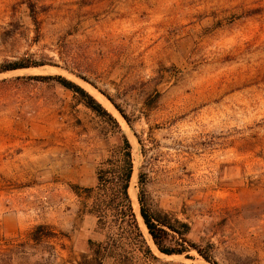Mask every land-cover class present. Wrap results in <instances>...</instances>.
<instances>
[{
  "label": "rangeland",
  "instance_id": "1",
  "mask_svg": "<svg viewBox=\"0 0 264 264\" xmlns=\"http://www.w3.org/2000/svg\"><path fill=\"white\" fill-rule=\"evenodd\" d=\"M32 1L38 33L24 0H0V64L28 58L57 66L7 72L0 81L61 76L117 125L54 82L0 84V254L27 253L12 264L90 261V242L107 239L71 188L96 187L125 136L136 216L142 173L155 208L187 224L186 238L209 260L193 249L160 254L138 219L156 259L112 236L131 264H264V0ZM154 88L161 96L146 109ZM38 225L54 238L21 246Z\"/></svg>",
  "mask_w": 264,
  "mask_h": 264
},
{
  "label": "trees",
  "instance_id": "2",
  "mask_svg": "<svg viewBox=\"0 0 264 264\" xmlns=\"http://www.w3.org/2000/svg\"><path fill=\"white\" fill-rule=\"evenodd\" d=\"M24 4L29 12V18L39 31L40 22L36 16V6L32 0H24ZM63 68L68 69L69 60L63 58ZM53 64L51 60L35 61L28 58L17 59L13 62H4L0 64V74L13 72L17 70H24L29 68H38ZM82 81L91 84L84 76H77ZM30 80V81H50L58 84L60 87L70 90L82 97L86 107L92 111L107 116L114 124L117 125L115 119L108 114L101 104H99L91 95L75 83L61 77V76H28L16 77L12 80H1L0 84H6L12 81ZM154 79L146 81L144 84L153 83ZM94 86L93 84H91ZM105 98L112 104L117 112L122 116L127 126L131 128V122L117 104L103 91L98 90ZM161 94L154 88L150 91L147 99L144 100L143 105L146 109H152L153 105L157 103ZM105 109H103V108ZM108 111V110H107ZM110 113V112H109ZM131 145L125 136H122L120 143V154L117 161L107 160L97 173V185L94 188H79L73 186L71 190L80 199L82 211H86L96 219L95 232L103 235L107 241H95L91 244V259L85 264H131L123 250L122 244L117 245L111 241L112 236L118 235L124 240L131 243L130 248L134 253H138L144 258L155 260L153 253L146 243V240L138 226L136 213L132 207V200L129 195V188L133 178V162L131 154ZM137 201L139 205L138 215L142 226H144V233L150 236L157 251L165 256L182 255L188 249L195 250L204 260L209 261L207 256L202 253L200 249L194 246L187 238L189 233V226L180 223L177 220L171 219L168 215L157 210L153 201L147 191V176L146 174H139L137 179ZM148 233V234H147ZM54 233L50 231L48 226H35L27 235V242L21 246L31 248L39 245L43 240H50L54 238ZM180 240V242H179ZM152 244V245H153ZM11 244L6 245L9 247ZM9 248L1 251L0 264H12L13 255L27 254L24 250L13 253ZM82 264V263H78ZM84 264V263H83Z\"/></svg>",
  "mask_w": 264,
  "mask_h": 264
},
{
  "label": "water",
  "instance_id": "3",
  "mask_svg": "<svg viewBox=\"0 0 264 264\" xmlns=\"http://www.w3.org/2000/svg\"><path fill=\"white\" fill-rule=\"evenodd\" d=\"M99 93V92H98ZM110 105H111V103L105 98V96H103V94H101V93H99ZM139 216H140V214H139ZM141 218V217H140ZM148 234V233H147ZM149 235V234H148Z\"/></svg>",
  "mask_w": 264,
  "mask_h": 264
},
{
  "label": "bare ground",
  "instance_id": "4",
  "mask_svg": "<svg viewBox=\"0 0 264 264\" xmlns=\"http://www.w3.org/2000/svg\"><path fill=\"white\" fill-rule=\"evenodd\" d=\"M133 204H135V201H134V203H133ZM138 219L141 221V219H140V216H139V218L137 217V220H138ZM143 227H144V226H143Z\"/></svg>",
  "mask_w": 264,
  "mask_h": 264
}]
</instances>
